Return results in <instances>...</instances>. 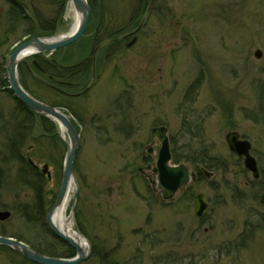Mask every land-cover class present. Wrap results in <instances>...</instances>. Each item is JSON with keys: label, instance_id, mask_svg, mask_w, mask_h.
<instances>
[{"label": "rangeland", "instance_id": "1", "mask_svg": "<svg viewBox=\"0 0 264 264\" xmlns=\"http://www.w3.org/2000/svg\"><path fill=\"white\" fill-rule=\"evenodd\" d=\"M139 1L99 0L100 28L90 24L91 14L87 30L90 35L105 32L106 43L96 50L102 59L94 62L85 86L74 96L56 93L58 84L53 89L54 80L48 76L26 75L29 91L68 114L81 137L74 164L78 194L72 225L91 245L90 257L81 264H101L92 256L94 247L109 254L113 264H264V206L259 200L264 190L253 188L264 170V0H148L146 10L136 15ZM9 4L0 0V152L8 151L3 141L9 131L19 122L27 124L29 135L21 152L41 175L48 165L51 178L42 175L34 181L28 176L22 182L18 164L2 166L0 210L11 212L12 218L0 223V236L15 235L32 249L48 248L52 241L45 228L16 214V207L33 203L32 187L38 184L46 221L61 186L69 140L52 121L54 131H45L44 126L52 130V124L45 125L39 116H29L24 123L26 115L17 112L7 82L1 83L8 78L6 62L14 48L33 38L25 37L24 25L8 31ZM22 4L30 14L34 10L49 21L59 11L58 0ZM70 8L68 3L55 35L70 31ZM46 37L51 36L42 38ZM83 37L42 56L74 64L78 59L73 55H82ZM257 50L261 59L255 58ZM188 125L198 126L197 136L188 132ZM162 126L168 129L171 152L174 148L185 155L205 148L224 164L221 171L210 173L211 180L192 182L170 200L153 190V157L144 161L146 147L155 143L152 129ZM229 132L250 142L259 179L230 152ZM182 164L195 171L190 163ZM201 192L209 207L198 220L193 208ZM246 222L261 227L247 246L229 254L219 252V247L238 238ZM54 250L57 256L62 253ZM0 264L29 263L0 250Z\"/></svg>", "mask_w": 264, "mask_h": 264}, {"label": "water", "instance_id": "2", "mask_svg": "<svg viewBox=\"0 0 264 264\" xmlns=\"http://www.w3.org/2000/svg\"><path fill=\"white\" fill-rule=\"evenodd\" d=\"M70 5L73 7L74 12L80 15L79 27L73 34L62 38L61 36L54 35L46 38L34 37L26 39L14 48L6 62L9 90L12 92L14 98L18 102H21L30 112L56 123L61 129V133L66 135L69 140L66 143L67 151L62 170L61 186L55 202L47 214L46 224L56 238L74 249L76 254L75 257L71 259L49 257L38 253L29 245L17 239L0 236V247H4L15 252L32 264H81L91 255V245L85 237L82 236L86 242V248L59 230L53 222L56 210L62 206L72 186L76 188V192L73 196L72 208L67 221L69 223L72 222V218L74 216L78 194V182L74 173V164L81 145V137L71 118L64 111L34 98L23 88L20 83L18 71L19 66L27 59L41 56L45 53L53 54L60 49H64L76 43L84 36L91 18V7L88 0H70ZM135 42L136 38L128 45V47L133 46ZM261 57V51L257 50L255 52V58L261 59ZM167 133L168 130L164 126L153 129L152 136L156 137V145L154 147H147L145 149V153L154 154L155 162L151 168L152 173L155 176L152 184L154 192L159 194L163 199L170 200L174 198V196L182 188L192 183L195 178L190 173V170L186 165L173 164ZM226 142L230 152L243 160L245 170L250 172L254 179H259L260 170L258 162L250 154V142L243 140L237 132H229L226 135ZM29 162L31 165L35 166L31 160ZM35 168L37 167L35 166ZM41 173L43 175H47L49 179L51 178L48 165L43 166ZM205 174L208 178H211L212 176V174L207 172H205ZM259 200L264 206V192L260 196ZM207 209L208 203L205 201V194H197L193 209L194 217L198 220L203 219ZM11 217V212L0 210V222H6L11 219Z\"/></svg>", "mask_w": 264, "mask_h": 264}, {"label": "trees", "instance_id": "3", "mask_svg": "<svg viewBox=\"0 0 264 264\" xmlns=\"http://www.w3.org/2000/svg\"><path fill=\"white\" fill-rule=\"evenodd\" d=\"M28 1L29 5H33V0H8L10 3V9L7 13V19H8V31L14 32L16 31L17 28H19L21 25H24L25 27V37H43V36H52L57 33V30L60 25V21L62 18V15L64 13L65 7L68 5L69 0H58L59 4V11L57 12V16L55 19H52L51 21L44 19L43 17L39 16L34 10L32 11V14L27 11L26 7L22 4V2ZM88 3L91 7L92 11V18L90 21V24L92 27L99 26L100 24L97 22V16H99V0H88ZM148 0H140L139 4L137 5L135 14L137 15L138 13H142L146 10L148 6ZM140 20H137L136 24L139 23ZM100 28V27H98ZM126 30V29H125ZM125 30L121 29V33H123ZM123 31V32H122ZM90 29L86 30L85 35L82 39V41L86 40L84 42V45H81V54L73 55V57L77 58L78 61L76 63H72L71 65L64 63L61 61V63L57 62V60H50L46 59L44 56H37L32 58L30 61L24 62L19 66V79L20 83L23 86L24 89H26L32 96L37 98L33 93L29 91L28 88V82L26 81V75H34V73H39L40 75L42 74L44 77H47L50 80L53 81V89H56V84H58V89L56 91L60 93V95L64 96H74V92H77L80 87L85 86V82L88 80V76L91 73V69L93 68L94 62L98 63V60L102 59V55L98 56V52L96 59L94 60V55L93 58H91V53L93 49L95 48L94 52L96 53L97 48H99L103 43V41L106 43L105 38L106 35H104L101 31L100 33H92L91 35L89 34ZM105 33V32H104ZM89 34V35H87ZM112 34V33H111ZM119 33L117 31L114 32V35ZM88 36V37H87ZM114 40L113 39H109ZM81 41V40H80ZM108 43V42H107ZM116 45V44H115ZM117 46V45H116ZM112 46L106 47V50L110 52ZM104 52V51H103ZM94 53V54H95ZM5 71V70H4ZM56 79H59V81L56 82ZM8 80L1 81V83H5ZM41 82V81H40ZM77 82V85L75 84ZM56 83V84H55ZM6 84V83H5ZM55 84V85H54ZM51 88V89H52ZM50 90V89H49ZM8 93L13 96L12 92L7 89ZM52 92V91H51ZM14 98V96H13ZM15 99V98H14ZM38 99V98H37ZM40 100V99H39ZM15 101L18 103V113H23L26 115L23 118V122H27L29 116H36L32 112H30L27 108L24 107V105L21 102H18L16 99ZM53 106V105H52ZM58 107V106H54ZM41 121L47 125L52 122L47 119V118H40ZM15 122H19L18 120ZM20 125L18 124V128L16 127L15 129H12L9 131L11 135H8L6 139H4L3 144L5 143L6 146L4 148L8 150L6 153H1L0 152V181H1V176L4 173L2 170V166H6L9 162V164H18L19 165V171L17 173V176L19 175V178L21 179L22 182L26 180V178L31 177L34 181L40 180V177H43L41 174L38 176L34 169L29 164V161L24 157L23 153L21 152V147L26 138L29 135V129H27V124H23L19 122ZM188 132L190 134H193L194 136H197V131L199 130L197 125H188ZM46 129L45 131H54L55 126L52 124V130H50L49 127L44 126ZM49 129V130H47ZM172 160L174 164H180L182 162H187L190 163L195 171L200 170V167H206L208 170H211L213 172H219L221 171V167L224 166L223 162L219 158H212L209 154L208 149L205 150V148L202 151L190 153V154H179L176 152V150L173 148L172 149ZM239 161V160H238ZM8 166V165H7ZM261 179L257 182H254L253 188H257L258 192L261 190H264V170H261ZM42 179V178H41ZM39 183V182H37ZM29 186V185H28ZM30 187V186H29ZM32 189L35 190V195L33 199V203L30 205H18L16 208V214L21 215L22 217H25L28 219V221H33L35 223H38L41 225L44 230L46 231V235H49L51 238L52 249L46 248H41L40 246L36 249L34 248L35 251L42 255H46L49 257H56V258H63V259H71L75 257V251L71 247H69L67 244L64 242L60 241L56 236L52 233L50 229H48L46 221H45V211H44V206H43V190L41 189V186L38 184L33 186ZM213 190H215L213 188ZM254 200H257V197L254 198ZM263 218L262 222H264V215L261 217ZM261 223V222H260ZM261 228L260 226H255V223L253 222H246L245 224V230L238 236V238L232 242V243H226L222 247L218 248V251L224 254H229L231 250L235 251H240L241 249L245 248L247 244L249 243L250 238L253 237L254 231L256 228ZM1 236L5 237H13L19 241L22 242V239H18L15 235L12 236H7V234H2ZM62 250V253L60 255H55L56 251L54 249ZM0 250L2 251H9L14 254L15 252L4 248L0 247ZM55 251V252H54ZM18 255V254H16ZM93 258L98 256L100 258V263L101 264H113L114 262L110 261L111 258H109V254L102 253L100 250H97L96 247H94V250L92 252ZM24 262L32 264L22 258Z\"/></svg>", "mask_w": 264, "mask_h": 264}, {"label": "bare ground", "instance_id": "4", "mask_svg": "<svg viewBox=\"0 0 264 264\" xmlns=\"http://www.w3.org/2000/svg\"><path fill=\"white\" fill-rule=\"evenodd\" d=\"M71 12L73 13V21H72V26L68 34L62 35V37H66L68 35L73 34L77 28L79 27L80 24V15L78 13H75L73 10V7L71 6L70 8ZM74 188L73 186L70 188L69 194L66 197L64 203L60 208H58L54 214L53 217V222L54 224L61 230L63 233H65L68 237L71 239L75 240L78 244H81L84 248L87 247L85 240L82 238L80 234H78L72 225V222H68V208H69V202H70V196L71 193L73 192Z\"/></svg>", "mask_w": 264, "mask_h": 264}, {"label": "flooded vegetation", "instance_id": "5", "mask_svg": "<svg viewBox=\"0 0 264 264\" xmlns=\"http://www.w3.org/2000/svg\"><path fill=\"white\" fill-rule=\"evenodd\" d=\"M134 34V33H133ZM96 54H97V52H96ZM41 118V117H40ZM17 127V126H16ZM12 130V129H11ZM154 145H155V143H154ZM153 145V146H154ZM233 155H235V154H233ZM150 156H152L153 157V160H154V155H147V156H145L144 157V161L145 162H147L149 159H150ZM236 156V155H235ZM237 157V156H236ZM238 159H239V161L240 160H242L241 158H239V157H237ZM244 164V163H243ZM148 168H150V166H148ZM35 169V171L37 172L36 174L38 175V176H40L39 174V170H37L36 168H34ZM205 172H207V173H214V172H210L209 170H207L206 168H201L200 170H199V172L198 171H194V172H192V174L194 175V182H198V181H201L202 179H204V178H206V179H209V180H211V178H208L207 176H206V174H205ZM143 173V172H142ZM153 181H154V178H153ZM1 182H2V180L0 181V185H1ZM19 205H22V204H19ZM1 211H3V210H1ZM4 211H6V210H4ZM12 218V217H11ZM10 220V219H9ZM0 223H4V222H0ZM4 237V236H3Z\"/></svg>", "mask_w": 264, "mask_h": 264}]
</instances>
